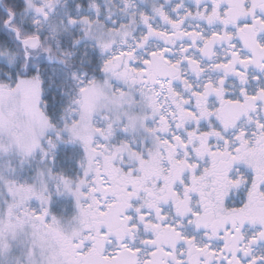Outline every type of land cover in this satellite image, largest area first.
<instances>
[{"label":"snow or ice","instance_id":"6c2138e0","mask_svg":"<svg viewBox=\"0 0 264 264\" xmlns=\"http://www.w3.org/2000/svg\"><path fill=\"white\" fill-rule=\"evenodd\" d=\"M0 264H264V0H0Z\"/></svg>","mask_w":264,"mask_h":264}]
</instances>
